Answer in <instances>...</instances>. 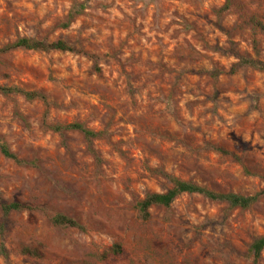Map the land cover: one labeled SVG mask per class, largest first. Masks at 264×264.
<instances>
[{"label":"rangeland","instance_id":"1","mask_svg":"<svg viewBox=\"0 0 264 264\" xmlns=\"http://www.w3.org/2000/svg\"><path fill=\"white\" fill-rule=\"evenodd\" d=\"M3 48L0 85L39 95L0 91V264H264V197L139 209L169 176L264 191V0H0Z\"/></svg>","mask_w":264,"mask_h":264},{"label":"trees","instance_id":"2","mask_svg":"<svg viewBox=\"0 0 264 264\" xmlns=\"http://www.w3.org/2000/svg\"><path fill=\"white\" fill-rule=\"evenodd\" d=\"M11 47H23L26 49H32V50H60V51H74L75 49L69 45L68 43L64 41H56L53 43H46V42H40L31 38H21L17 42H15ZM8 48H3L1 51H6ZM240 65L243 66H250L258 70L264 71V62L261 60H255L250 57H243L240 60ZM233 72L236 71L234 68L232 70ZM0 91L4 93H17V94H23L28 99H35L38 97V93L36 92H30L22 90L18 87H5L0 85ZM68 129H78L82 130L86 133L88 136H94L96 135L94 132L84 128L81 124H71L67 126ZM60 129V128H58ZM0 149L2 153L9 158L15 159L16 156L10 151L7 144H5L0 139ZM169 179L171 183L173 184V187L169 189L165 193H152L149 194L143 201L139 204L140 212L142 213L143 217L145 219H148L150 216V208L152 206H166L169 207L171 204L175 201V199L184 193L188 194H202L212 200H223L230 203L233 207H240L243 209L250 208L254 203H256L261 197H264V191L254 195V196H243L235 193H219L215 192L213 190L207 189L205 187L199 186L195 183L184 181L176 177L169 176ZM28 207L18 203H10V204H3V210L6 214L9 212L15 210H22L27 209ZM55 223L59 225L69 226V227H77L80 229H84V226L81 225L76 220L69 218L64 215H58L54 219ZM252 251L254 252V255L256 257V260H258L264 251V236L261 238H258L254 241L252 244Z\"/></svg>","mask_w":264,"mask_h":264}]
</instances>
